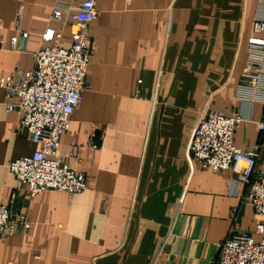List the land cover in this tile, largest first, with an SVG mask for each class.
<instances>
[{
  "label": "crops",
  "instance_id": "obj_1",
  "mask_svg": "<svg viewBox=\"0 0 264 264\" xmlns=\"http://www.w3.org/2000/svg\"><path fill=\"white\" fill-rule=\"evenodd\" d=\"M56 1L0 0V80L16 65L31 69L32 52L44 45H71L69 27L61 39L42 40L47 27L62 29L51 20ZM258 1L96 0L91 88L59 149L78 147V159L69 161L86 174L88 188L71 198L56 190L30 197L23 187L13 209L26 213L31 227L0 239V264H214L232 224L255 229L261 216L243 199L247 187H235L230 169L203 168L186 145L210 109L251 119L236 129L235 144H259L264 101L236 96ZM21 6L30 35L26 50L16 51L10 45ZM5 101L0 87V204L17 186L10 164L37 148Z\"/></svg>",
  "mask_w": 264,
  "mask_h": 264
},
{
  "label": "built area",
  "instance_id": "obj_2",
  "mask_svg": "<svg viewBox=\"0 0 264 264\" xmlns=\"http://www.w3.org/2000/svg\"><path fill=\"white\" fill-rule=\"evenodd\" d=\"M99 16L96 0H57L51 20L61 23L62 29L47 27L42 40L50 43L61 39L69 27L71 45H44L32 52L31 69L16 65L0 80V87L5 90L6 110L21 115L24 132L37 145L32 155L20 157L10 164L17 186L10 201L0 204V239L31 227L26 213L13 209L23 187L27 188L30 197L56 190L67 192L71 198L88 188L86 174L75 169L69 161L78 159V147L74 145L68 154H61L59 149L61 137L70 128L71 116L80 104L83 92L91 88L87 79L90 25ZM22 19L23 6L15 14L14 26L19 35L11 38V50L27 48L30 34L22 29ZM253 30L243 79L236 89V96L242 101H264V0L258 1ZM3 45L0 32V48ZM135 94L140 95L139 89ZM247 120L251 119L241 113L210 109L200 117L186 145L203 168L216 172L232 170L236 175L235 187L239 188L241 184L247 187L248 195L243 199L261 216L252 231L236 229L232 224L220 244L214 264H264V173H258V157L264 149V118L256 122L261 133L257 147L239 148L234 134ZM108 201L106 198L105 203ZM238 213L239 207H234L233 222Z\"/></svg>",
  "mask_w": 264,
  "mask_h": 264
}]
</instances>
